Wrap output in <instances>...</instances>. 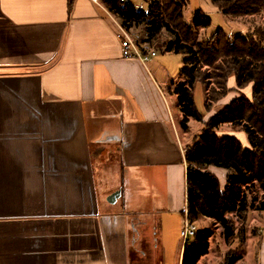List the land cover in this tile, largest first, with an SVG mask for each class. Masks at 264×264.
<instances>
[{
	"label": "crops",
	"instance_id": "crops-1",
	"mask_svg": "<svg viewBox=\"0 0 264 264\" xmlns=\"http://www.w3.org/2000/svg\"><path fill=\"white\" fill-rule=\"evenodd\" d=\"M120 24L104 0H0V264H181L184 77L162 47L123 58Z\"/></svg>",
	"mask_w": 264,
	"mask_h": 264
},
{
	"label": "trees",
	"instance_id": "trees-1",
	"mask_svg": "<svg viewBox=\"0 0 264 264\" xmlns=\"http://www.w3.org/2000/svg\"><path fill=\"white\" fill-rule=\"evenodd\" d=\"M226 18L264 14V0H208ZM146 11H138L120 0H104V6L122 25L144 26L152 39L165 35L166 53L182 56L176 103L181 113L180 127L188 131L191 121L200 124L184 148L186 163V217L191 223L214 220L226 240L235 238L236 228L229 216L243 225L251 211L264 212V28L229 36L218 29L195 42L194 32L211 26V19L198 10L192 23L183 17L180 0H150ZM234 77L235 87L227 83ZM211 82V84H208ZM203 91L204 114L194 104L192 88ZM211 85V89H209ZM247 87L251 96L243 93ZM242 132L247 148L234 136L219 135L220 126ZM224 170L220 182L210 169ZM261 193V198H258ZM184 245L181 264H198L208 253L210 233L197 230ZM238 257L225 256L222 264H236Z\"/></svg>",
	"mask_w": 264,
	"mask_h": 264
},
{
	"label": "rangeland",
	"instance_id": "rangeland-1",
	"mask_svg": "<svg viewBox=\"0 0 264 264\" xmlns=\"http://www.w3.org/2000/svg\"><path fill=\"white\" fill-rule=\"evenodd\" d=\"M131 2L134 7L139 11H146L147 1L146 0H127ZM181 4L184 6L183 17L186 22L192 23V17L198 10H203V12L211 19V26L205 31L202 29H197L195 34V42H199L204 36H211L215 34L218 29L223 30L229 36L237 35L241 33L245 35L246 32L259 29V27L264 28V14L260 13L258 15L244 17V18H226L220 13H218L212 5H210L208 0H180ZM136 32L132 31L135 36L142 38L141 32L144 31V26H139ZM159 44L167 42L165 35L159 34L158 38ZM170 65L175 68L174 77L179 75L183 64L181 63L182 56L180 55H170L168 57ZM177 80V79H176ZM178 81H175V84ZM211 84V82H208ZM211 89V85L208 87ZM170 91L169 88H167ZM194 104L197 107V110L200 114H204L203 103V91L200 85L195 84L192 88ZM200 130V124L194 122V125L191 128H188L187 135L182 133V143H190L194 133ZM219 135L223 133H231V129L228 125L220 126ZM186 137V139L184 138ZM258 198H261V193H259ZM262 212L251 211L247 214V221L241 225L236 218L229 216L234 222L236 228L235 238L226 240L224 237L223 229L217 224L214 220H205L202 219L199 222H195L197 230H202L207 233H210L211 237L208 241V253L202 257L198 264H222L225 256L238 257L236 264H256L254 259L255 253L257 251V244L259 239V230ZM264 217V214H263ZM182 225V223H181ZM179 241L181 243L180 237ZM251 250V252L249 251Z\"/></svg>",
	"mask_w": 264,
	"mask_h": 264
},
{
	"label": "built area",
	"instance_id": "built-area-1",
	"mask_svg": "<svg viewBox=\"0 0 264 264\" xmlns=\"http://www.w3.org/2000/svg\"><path fill=\"white\" fill-rule=\"evenodd\" d=\"M95 4H98L99 0H92ZM123 2V0H120ZM147 2L150 0H146ZM137 26L135 23H131L129 27H126L120 24L119 33L117 37H119V47L122 54V57L125 59H135L139 61L141 64H146V62L150 61L154 57H156L159 53L160 48L162 47L159 44L158 40L155 38H150L146 33L142 38H138L134 36L132 30L136 29ZM182 227L180 229V240L181 244L184 247L187 243L192 241L195 238V233L197 228L195 223H191L187 220L186 213L182 219Z\"/></svg>",
	"mask_w": 264,
	"mask_h": 264
}]
</instances>
